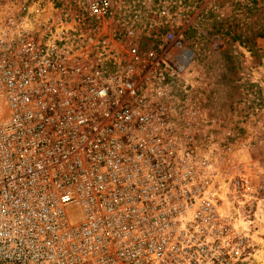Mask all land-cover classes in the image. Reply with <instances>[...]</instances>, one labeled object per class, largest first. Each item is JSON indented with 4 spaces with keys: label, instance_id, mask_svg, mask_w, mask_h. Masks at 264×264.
<instances>
[{
    "label": "built area",
    "instance_id": "1",
    "mask_svg": "<svg viewBox=\"0 0 264 264\" xmlns=\"http://www.w3.org/2000/svg\"><path fill=\"white\" fill-rule=\"evenodd\" d=\"M89 13L109 18L113 3L94 0ZM10 15L0 17V264H253L226 212L251 180L226 182L194 149L189 85L176 84L191 63L182 38L169 37L174 58L146 59L140 45Z\"/></svg>",
    "mask_w": 264,
    "mask_h": 264
},
{
    "label": "rangeland",
    "instance_id": "2",
    "mask_svg": "<svg viewBox=\"0 0 264 264\" xmlns=\"http://www.w3.org/2000/svg\"><path fill=\"white\" fill-rule=\"evenodd\" d=\"M93 1L0 0V17L13 13L30 27L51 19L115 48L140 45L146 59L174 58L181 51L169 37H181L191 63L176 84L189 85L194 149L226 182L236 172L249 176L250 196L226 203V212L255 250L253 264H264V0H111L112 16L99 21L89 13Z\"/></svg>",
    "mask_w": 264,
    "mask_h": 264
}]
</instances>
